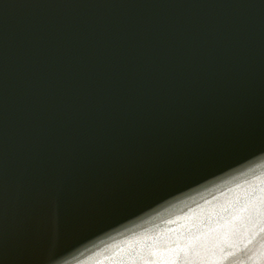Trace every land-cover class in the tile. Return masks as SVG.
<instances>
[{"label":"water","instance_id":"95a60500","mask_svg":"<svg viewBox=\"0 0 264 264\" xmlns=\"http://www.w3.org/2000/svg\"><path fill=\"white\" fill-rule=\"evenodd\" d=\"M251 184L264 0H0V264H121Z\"/></svg>","mask_w":264,"mask_h":264},{"label":"snow or ice","instance_id":"6c2138e0","mask_svg":"<svg viewBox=\"0 0 264 264\" xmlns=\"http://www.w3.org/2000/svg\"><path fill=\"white\" fill-rule=\"evenodd\" d=\"M179 219L129 242L121 264H264V184Z\"/></svg>","mask_w":264,"mask_h":264}]
</instances>
